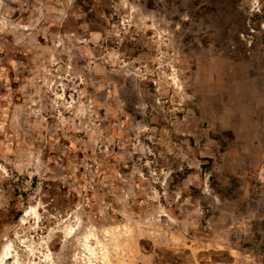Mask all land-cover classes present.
<instances>
[{"label": "rangeland", "instance_id": "obj_1", "mask_svg": "<svg viewBox=\"0 0 264 264\" xmlns=\"http://www.w3.org/2000/svg\"><path fill=\"white\" fill-rule=\"evenodd\" d=\"M0 264H264V0H0Z\"/></svg>", "mask_w": 264, "mask_h": 264}]
</instances>
